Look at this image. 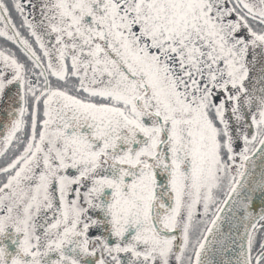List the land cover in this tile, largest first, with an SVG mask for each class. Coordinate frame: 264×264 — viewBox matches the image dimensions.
Instances as JSON below:
<instances>
[{
  "label": "snow or ice",
  "instance_id": "6c2138e0",
  "mask_svg": "<svg viewBox=\"0 0 264 264\" xmlns=\"http://www.w3.org/2000/svg\"><path fill=\"white\" fill-rule=\"evenodd\" d=\"M0 264H264V0H0Z\"/></svg>",
  "mask_w": 264,
  "mask_h": 264
}]
</instances>
